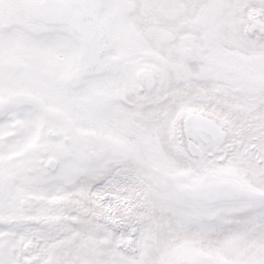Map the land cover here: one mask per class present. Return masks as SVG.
Segmentation results:
<instances>
[{
	"label": "snow or ice",
	"instance_id": "6c2138e0",
	"mask_svg": "<svg viewBox=\"0 0 264 264\" xmlns=\"http://www.w3.org/2000/svg\"><path fill=\"white\" fill-rule=\"evenodd\" d=\"M0 264H264V0H0Z\"/></svg>",
	"mask_w": 264,
	"mask_h": 264
}]
</instances>
